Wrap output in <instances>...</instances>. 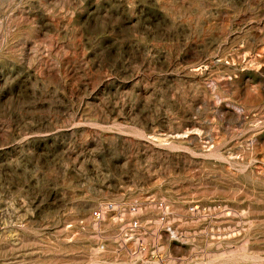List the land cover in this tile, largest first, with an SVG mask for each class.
<instances>
[{
    "label": "rangeland",
    "instance_id": "374dc122",
    "mask_svg": "<svg viewBox=\"0 0 264 264\" xmlns=\"http://www.w3.org/2000/svg\"><path fill=\"white\" fill-rule=\"evenodd\" d=\"M0 264H264V0H0Z\"/></svg>",
    "mask_w": 264,
    "mask_h": 264
},
{
    "label": "built area",
    "instance_id": "2783aa9c",
    "mask_svg": "<svg viewBox=\"0 0 264 264\" xmlns=\"http://www.w3.org/2000/svg\"><path fill=\"white\" fill-rule=\"evenodd\" d=\"M95 215H96V218H97V219H100V216H101L100 213H96V212H95Z\"/></svg>",
    "mask_w": 264,
    "mask_h": 264
},
{
    "label": "bare ground",
    "instance_id": "6f19581e",
    "mask_svg": "<svg viewBox=\"0 0 264 264\" xmlns=\"http://www.w3.org/2000/svg\"><path fill=\"white\" fill-rule=\"evenodd\" d=\"M144 245V244H143Z\"/></svg>",
    "mask_w": 264,
    "mask_h": 264
}]
</instances>
